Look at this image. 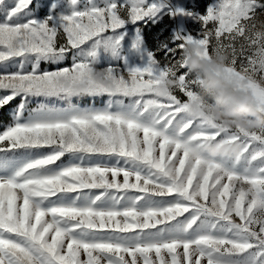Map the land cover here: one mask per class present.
Returning <instances> with one entry per match:
<instances>
[{"label":"snow or ice","instance_id":"snow-or-ice-1","mask_svg":"<svg viewBox=\"0 0 264 264\" xmlns=\"http://www.w3.org/2000/svg\"><path fill=\"white\" fill-rule=\"evenodd\" d=\"M32 5L0 0V110L20 98L0 131V264H264V128L189 117L199 85L181 62L193 39L229 52V77L264 111V0H215L204 14L160 0H67L56 14L53 0L42 19ZM165 8L199 32L175 33L158 49L164 63L150 53L95 78L126 24ZM167 77L179 84L160 97L153 85ZM209 138L241 150L213 162L189 151Z\"/></svg>","mask_w":264,"mask_h":264},{"label":"clouds","instance_id":"clouds-1","mask_svg":"<svg viewBox=\"0 0 264 264\" xmlns=\"http://www.w3.org/2000/svg\"><path fill=\"white\" fill-rule=\"evenodd\" d=\"M257 27L264 24L259 19ZM181 62L187 73L198 80V90L186 101V114L196 119L213 121L225 128H239L245 131H257L264 128V111L261 110L251 89L242 90L229 77L227 72L230 53L214 50L205 54V45L198 40L188 41L181 53ZM105 69H93V75L102 79ZM103 83L110 84L103 79ZM179 84L177 79L162 78L154 83L153 91L160 97L171 95ZM190 152L201 155L207 162L220 157H234L239 154L241 144L228 138L200 143L189 142Z\"/></svg>","mask_w":264,"mask_h":264},{"label":"rangeland","instance_id":"rangeland-1","mask_svg":"<svg viewBox=\"0 0 264 264\" xmlns=\"http://www.w3.org/2000/svg\"><path fill=\"white\" fill-rule=\"evenodd\" d=\"M12 3L13 0H8ZM86 0H81V4L85 3ZM99 2V0H98ZM161 3L167 5V8L184 7L191 8L193 12H199L204 14L206 12V6L209 3H214L215 0H160ZM39 3L36 9L35 5ZM53 0H33L32 10L35 12L38 18H43L48 15L47 6H51ZM57 7L55 9L56 14L64 11L67 5V0H56ZM167 8L163 9L154 17L146 18L136 23H127L125 26V35L120 41V46L113 54L111 50L104 52L101 51L98 62L93 63L91 67L93 69H104L108 66L109 62L113 65L120 67L125 72L128 69L134 67H144L148 62L149 54H153L154 58L164 63V52L158 51L163 44L167 43L169 46L172 44V39L175 33H191L196 35L199 32L200 25L198 21L191 16L173 17L168 14ZM259 19H264V15H260V10L257 9ZM3 17L0 16V20ZM209 27H212L210 24ZM137 36L140 37V44L138 47H133V43ZM212 43H215L213 38ZM211 52V48L209 49ZM179 55V53L177 54ZM65 61V64L69 63ZM64 66V65H61ZM42 68H52L53 65L42 64ZM2 70V68H0ZM180 95L179 92L176 93ZM183 98V97H182ZM107 97L96 99L94 102L90 98H73L72 103L79 104L81 107H101ZM127 102V100L125 101ZM20 103V98L17 97L9 105L0 110V131L3 127L11 122L10 111L14 109ZM38 103V98H33L29 107H35ZM59 106H67V101L59 102L56 101ZM65 161L68 157L63 158Z\"/></svg>","mask_w":264,"mask_h":264}]
</instances>
